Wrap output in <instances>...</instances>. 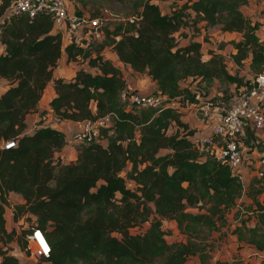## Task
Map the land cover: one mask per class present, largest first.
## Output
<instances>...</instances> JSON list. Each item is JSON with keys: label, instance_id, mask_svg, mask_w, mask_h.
Instances as JSON below:
<instances>
[{"label": "trees", "instance_id": "1", "mask_svg": "<svg viewBox=\"0 0 264 264\" xmlns=\"http://www.w3.org/2000/svg\"><path fill=\"white\" fill-rule=\"evenodd\" d=\"M10 1L0 0V78L9 83L0 93V264H20L10 243L27 248L34 227L50 247L37 264H185L191 255L199 264H211L212 232L226 225L229 212L241 210L248 215L232 230L237 247L244 242L264 252V179L255 173L246 186L225 161L196 147L195 129L179 109L126 107L119 97L126 80L103 53L110 47L119 61L146 72L156 81L154 92L167 99L197 100L196 91L182 84L187 78L198 89L217 79L238 90L248 81L228 70L220 51L226 42L236 64L249 58L250 71L264 73V36L258 34L264 21L244 13L249 0H168V10L161 8V0H115L127 5L125 17L91 0L85 7L90 15L108 7L116 19L102 26L96 46L85 47L63 43L47 14L6 16ZM198 21L239 37L205 58L201 41L178 38L184 26L197 29ZM63 53L67 61L82 58L89 68L54 77ZM51 80L54 95L48 106L58 120L111 116L100 128L105 141L79 143L76 156L66 162L55 155L67 143L63 130L39 122L24 131L26 114L37 109ZM249 129L244 143L254 138ZM7 140L16 144L6 148ZM10 191L23 200L11 204ZM11 205L15 220L29 221L20 233L5 224V206ZM164 219L175 222L181 239H166ZM216 264L231 263L218 259Z\"/></svg>", "mask_w": 264, "mask_h": 264}, {"label": "built area", "instance_id": "2", "mask_svg": "<svg viewBox=\"0 0 264 264\" xmlns=\"http://www.w3.org/2000/svg\"><path fill=\"white\" fill-rule=\"evenodd\" d=\"M75 9L69 0H11L5 15L26 14L33 17L43 13L50 16L53 27L65 34L67 40H72L84 47L91 41L102 36V26L113 20L115 15L108 7H102L98 15L92 16L85 8ZM247 86H240L238 90L226 99L221 107L222 111L213 114L209 105H200L201 121L207 119L211 126V133L201 135L194 140L200 150L210 151L221 161H225L233 171L242 178L244 152L242 145L247 128L264 132V73L248 76ZM120 100L126 107H164L181 109L183 105L194 101H180L179 97L167 99L158 92H141L131 83L125 84L119 94ZM109 114L94 120H83L72 133L71 139L76 143L89 142L100 137V128L110 123ZM171 129V128H170ZM264 135V133H263ZM14 140L4 142L6 148L14 146ZM256 175L264 179V165L258 167ZM31 252L39 258L49 254V244L39 227H34L28 234Z\"/></svg>", "mask_w": 264, "mask_h": 264}, {"label": "rangeland", "instance_id": "3", "mask_svg": "<svg viewBox=\"0 0 264 264\" xmlns=\"http://www.w3.org/2000/svg\"><path fill=\"white\" fill-rule=\"evenodd\" d=\"M87 1L88 2L86 3V6L82 5L81 2L76 1L75 3V0L71 2V4L74 8L78 6H80L81 8L82 7L85 8L91 5L90 3L91 0H87ZM168 3H169L168 1H160L161 8L163 10H168V7H170V4ZM100 4L101 6L107 5L113 12L117 13V15L120 17H125L123 15L128 10V7L125 3L115 0H95L94 6ZM263 6H264V0H249L243 7L244 13L247 16H249L252 20H259L263 22L264 17L261 14ZM196 25H197V29L191 25L184 26L181 29V34L179 35L178 38L179 41L182 43H186L191 39H197L201 41L202 51L205 58L209 56L210 50L216 49L218 45H220L221 43H225V41L230 40L232 37L230 36L227 38L224 35V31L220 29V25H213L207 27L205 26L203 21H198ZM258 34L260 37L264 36L263 25L258 29ZM237 35L238 34L236 32L233 33V36H237ZM90 41L92 46H96L97 43L99 42L98 39H93V40L90 39ZM220 51L225 55L226 65L229 71L238 72L245 79L248 78V76L253 75V72H251L249 69V58L242 60L240 64H236L232 60L230 54L234 50H231V44L229 42H226L224 47ZM71 62L72 64L75 63V65H77L82 62V58L78 57L77 59L72 60ZM182 84L184 86L189 85V87L193 91H196L197 100L193 102V105L192 104L183 105L184 109L182 110L181 113L183 114L184 118H188L189 125L194 127L195 134L193 136V140H197L198 137H200L201 135L209 134L212 131L209 122H207V119L201 121L199 106L202 105L204 102H206L209 105V108L212 111V113L216 114L219 111H222L221 107L224 104L223 102L225 101L221 99L219 95H222L224 93V95H226L227 98H229L237 90H235L234 84H230L226 82L221 83L217 79L214 80L208 88L205 87L203 83H201L200 89H198L196 87L198 86L197 83L195 81L191 82V78L182 80ZM197 121L200 122V125L194 126V122L197 123ZM171 129H174V127H171ZM249 130L253 132L254 138L242 145V149L244 152L242 179L246 186L249 184L251 177L255 175L258 167L264 165V135H263L264 132L255 130L253 128H250ZM68 137H69V140H67L68 146L72 145L76 147L77 145H79V143L72 141L71 135L70 136L67 135L66 139ZM96 140H100L104 142L105 137L100 136ZM58 152H56L55 154L56 156L60 155ZM66 157L67 155H63V159L61 157L62 161L67 160ZM9 200L11 204L15 202V200L12 198H10ZM243 201H248V198L246 196H243ZM247 215L248 214L243 213L242 210L239 212V214L229 212L226 220V225L221 227L219 231L212 232V237H213V249H211L212 263L215 264L218 259H222L230 262L231 264L234 263L264 264L263 251H257L254 248L251 249L252 246L247 245L244 242L243 243L241 242L242 245L239 248L237 247L238 241L236 239V235L232 232V230L234 226L237 223H239L242 218L243 219L246 218ZM4 217H5V224L8 229L15 228L17 232L20 233L23 228L29 227V221L25 220L24 217H21L18 220L14 219L13 205L5 206ZM252 221L250 220L248 222L252 223ZM143 225L147 226L148 223H144ZM162 227L166 231L165 237L168 241L178 240L182 238V234L178 233L175 222L173 220L164 219ZM133 230H137V228L135 227ZM23 241L24 238L21 240V242ZM31 244L32 243L30 242L28 237H27L28 249L27 248L20 249V246L16 241L10 243V245H12L13 252L17 254L19 257L20 264H37L38 258L35 257V255L31 252ZM195 257L196 255L189 256L185 264H195L196 263Z\"/></svg>", "mask_w": 264, "mask_h": 264}, {"label": "crops", "instance_id": "4", "mask_svg": "<svg viewBox=\"0 0 264 264\" xmlns=\"http://www.w3.org/2000/svg\"><path fill=\"white\" fill-rule=\"evenodd\" d=\"M161 1H165V0H161ZM166 1H168V0H166ZM159 3H160V1H159ZM244 6L245 5L242 6L243 11H244V9H243ZM78 8H81V7L78 6ZM2 19L3 18L0 17V20H2ZM233 33H235V32L224 31V35L227 38L230 36H232L231 38H238L239 37L238 33H237L238 34L237 36H233ZM62 40H63V43H65L67 41V37L65 34H62ZM3 48H4V45L0 42V51L3 50ZM231 50H233L232 46H231ZM103 53L105 54V56L110 57L113 60L114 64L119 67V69L121 70L123 77L125 78L127 83H131L135 88H137L141 92H152L156 89V87H157L156 81L153 80L150 75H148L146 72H138V71L134 70L130 66V64L119 61L115 57V54L110 47L106 48L103 51ZM70 62L71 61H67L66 56L63 53L61 58L58 61V64L53 69V76L54 77H56V76L70 77L73 75L74 71L78 67H80V66L88 67L87 61H82L81 63H79L77 65H75V63L72 64V62L70 65ZM90 69L94 71L95 68L91 67ZM8 85H9V83H8L7 79L0 78V93ZM53 95H54V89H53V82L51 80L47 84V86L43 92V95L38 102L37 109L26 114V116H25L26 127L24 130L25 132H31L38 125L39 122L53 124L54 126L63 130L65 132V135L67 134L68 136L72 135V133L78 128V126L80 125V123L82 121L70 120V119L58 120L56 118V116L51 112V110L49 109V106H48V101ZM183 109L184 108L182 107L180 109V111L182 112ZM182 118H183V120L188 122V118H184L183 114H182ZM188 124H189V122H188ZM197 125H200V122H198V121H197V123L194 122V126H197ZM189 126L193 127L191 125H189ZM196 133H198V132H196ZM194 134H195V131H194ZM194 134L192 135V137L194 136ZM67 140H69V137L67 138ZM58 153L60 154L59 156L62 157V159H63V155H67V157H66L67 160H65V162H66V161L73 159L76 156L77 151H76L75 146H72V145L68 146V144L66 143ZM8 197H9V199L10 198L14 199L15 202H20L23 200L22 195L18 192H15V191H10L8 194ZM253 248L254 247H251V249H253ZM263 254H264V252H263ZM195 259H196L195 264H199V260H198L197 256L195 257ZM219 260H222V259H219ZM211 264H214V263L211 262Z\"/></svg>", "mask_w": 264, "mask_h": 264}]
</instances>
